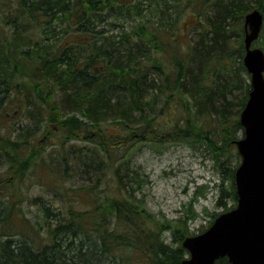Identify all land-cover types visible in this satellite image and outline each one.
I'll return each mask as SVG.
<instances>
[{
	"label": "trees",
	"instance_id": "trees-1",
	"mask_svg": "<svg viewBox=\"0 0 264 264\" xmlns=\"http://www.w3.org/2000/svg\"><path fill=\"white\" fill-rule=\"evenodd\" d=\"M197 1L198 36L187 52L180 54L173 45L175 35L166 40L156 35L157 27H130V32L117 34L98 24H106L105 17L135 13L129 1L115 5L116 0H0L9 5L3 15L10 19L13 42L18 43L21 35L28 36L31 46L23 51L31 63L27 68L33 81L23 91L29 95L25 104L42 105L49 122L71 111L81 112L86 122L74 115L60 120L62 127L71 130L86 131L94 125L100 130L101 123L112 122L117 132L101 128L114 142L102 149L108 155L106 161L110 155L125 154L131 139L151 132L155 116L172 114L173 105L175 112L185 113L165 124L184 131L206 121L213 129L201 132L200 142L217 154V130L223 131L221 139H229L235 130L243 133L238 115L250 90L242 62L244 15L255 8L263 11L264 0ZM31 21L35 29L27 30L24 25ZM258 37L264 42V23ZM149 48L156 57H150ZM2 57L0 78H5L9 53L0 48ZM149 106L151 111H147ZM34 108L28 116L39 124L43 114ZM3 140L7 148L17 149L16 144L9 145L8 137ZM85 159L89 157L70 155L77 165ZM127 159L113 169L117 176L114 190L107 183L87 192L71 187L67 217L58 216L57 223L45 230V237L40 232V238L24 236L19 241L0 242V264H180L187 254L181 245L186 232L173 234L176 245L167 242L164 232L170 229V222L158 220L142 204L130 200L131 193L121 187L119 174L121 171L124 176ZM228 172L236 200L233 169ZM13 206L8 195H0V218L10 219ZM19 227L18 223L0 227V235H10ZM214 264L230 263L227 257H220Z\"/></svg>",
	"mask_w": 264,
	"mask_h": 264
},
{
	"label": "rangeland",
	"instance_id": "rangeland-1",
	"mask_svg": "<svg viewBox=\"0 0 264 264\" xmlns=\"http://www.w3.org/2000/svg\"><path fill=\"white\" fill-rule=\"evenodd\" d=\"M6 1L8 0H4ZM116 1L115 5L129 1L135 13L128 17L118 14L111 18L105 17L104 22H108L98 24L101 23V27L105 25L108 33L130 32V27L136 30L143 25L152 30L157 27L159 29L156 35L165 37L166 40L175 35L173 45L180 54H185L191 42L198 36L200 19L197 0ZM8 6L0 3V45L3 46L0 48L9 53L6 77L0 78V91L4 87H7V90L0 92V97L12 96L11 101L5 104L4 99L0 98L3 103L0 106V195H8L12 199L14 212L10 214V219L6 216L0 218V227L7 228L18 223L20 230L18 228L14 233L9 232L10 235H0V242L6 239L19 241L24 236L37 235L40 238V232L45 237V230L57 223L58 216L62 219L67 217V204L72 201L68 194L71 187L74 191L80 189L81 192H87L94 190L92 187H101L107 183V187L112 185L114 190L117 186V176L114 175L113 169L119 167V163L126 158L127 168L124 169L122 165L120 167L121 170L124 169V176L119 172L123 178L121 187L124 186L131 193L130 200L133 203L142 204V208L159 218L158 220L170 222V229L166 230L164 235L165 240L171 244L176 245L173 240L175 232H186L182 241L186 236L201 232L217 214L235 205L232 180L228 171L233 169L234 174L241 161L234 143V140L242 136L240 130L232 131L233 128L229 127L232 131L230 140L223 136L221 139L223 131L217 130V154L213 155L204 147L205 143L200 142V137L203 136L201 132H212L211 124L199 121L194 124V129L185 127L187 130L175 131L169 124H165V121H173L175 118L177 120L178 116L182 117L185 112H175V106L172 105V114L155 116L154 126L157 127L152 126L153 130L143 138L131 139L125 154L110 155L109 161H106L104 156L108 155L102 149L106 145H113L114 142L106 138L101 128L106 132H117L118 129L112 122L101 123L100 130L95 125L94 129L90 127V130L86 128V131L71 130L62 127L60 120L74 115L78 120L86 122L87 118L82 116L81 112L71 111L57 121L49 122L42 105H36L34 108L25 104L24 100L27 101L29 95L23 91L30 88L33 81L30 69L27 68L31 63L23 51H27L31 46L28 36L21 35L18 43L13 42L10 19L3 15L8 12ZM123 11L122 14H125L126 10ZM24 27L27 30L35 29L32 21ZM193 31L194 40L191 33ZM243 37L244 32L242 39ZM260 38L258 37L259 42H253L252 46L260 47L264 51V42ZM149 52L150 57H156V52L151 48ZM0 59L5 60L4 57ZM249 80L248 73V82ZM186 101L188 103V99ZM31 108H34V111L40 110L43 114L39 124L34 122L33 117L29 118ZM151 109L153 107L149 106L147 111ZM7 137L10 139L7 140L9 145L11 142L17 145L15 151L11 146L7 148L3 140ZM71 154H81L89 159L77 165L70 160ZM128 185L132 186L129 188ZM121 191V195L125 196L124 191ZM127 252L130 253L131 250Z\"/></svg>",
	"mask_w": 264,
	"mask_h": 264
},
{
	"label": "water",
	"instance_id": "water-1",
	"mask_svg": "<svg viewBox=\"0 0 264 264\" xmlns=\"http://www.w3.org/2000/svg\"><path fill=\"white\" fill-rule=\"evenodd\" d=\"M263 24L262 11L244 17L243 65L250 74L248 98L240 111L243 136L234 140L241 161L234 172L236 206L217 215L201 233L186 236L181 245L188 257L181 264H264V51L252 46Z\"/></svg>",
	"mask_w": 264,
	"mask_h": 264
},
{
	"label": "bare ground",
	"instance_id": "bare-ground-1",
	"mask_svg": "<svg viewBox=\"0 0 264 264\" xmlns=\"http://www.w3.org/2000/svg\"><path fill=\"white\" fill-rule=\"evenodd\" d=\"M261 10V9H260ZM262 11V10H261ZM262 16H263V23H264V12L262 11ZM244 17H245V15H244ZM262 26H263V24H262ZM262 29V28H261ZM192 33V36H193V40H194V36H195V33H194V31L193 32H191ZM244 35H245V28H244ZM259 36V35H258ZM258 38V37H257ZM242 42H243V46H244V37H243V39H242ZM245 49V48H244ZM3 99L5 100V102H4V104L5 103H8V102H10L11 101V99H12V96H10V95H5V96H3ZM3 103H0V106L2 105Z\"/></svg>",
	"mask_w": 264,
	"mask_h": 264
}]
</instances>
